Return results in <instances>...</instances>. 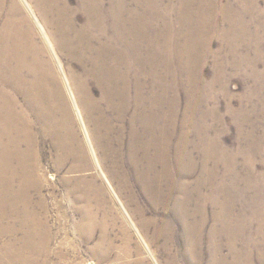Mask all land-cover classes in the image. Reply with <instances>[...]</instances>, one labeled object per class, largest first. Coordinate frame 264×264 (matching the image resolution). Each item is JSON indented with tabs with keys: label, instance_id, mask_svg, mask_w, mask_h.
<instances>
[{
	"label": "rangeland",
	"instance_id": "rangeland-1",
	"mask_svg": "<svg viewBox=\"0 0 264 264\" xmlns=\"http://www.w3.org/2000/svg\"><path fill=\"white\" fill-rule=\"evenodd\" d=\"M49 1L0 0V28L10 16L26 19L22 30L53 76L52 98L41 105L14 95L30 111L24 164L34 172L25 175L9 155L15 148L0 142V167L10 161L0 176V264H264V0ZM92 8L102 28L93 29L94 45L113 37L114 26L116 37L119 25L131 31L132 80L144 53L140 82L160 118L161 151L146 148L142 135L140 147L129 145L133 110L118 119L84 75L95 54L70 58L56 48L48 21L63 10L76 29L86 27ZM74 74L112 128L108 140L101 131L105 156Z\"/></svg>",
	"mask_w": 264,
	"mask_h": 264
},
{
	"label": "bare ground",
	"instance_id": "bare-ground-1",
	"mask_svg": "<svg viewBox=\"0 0 264 264\" xmlns=\"http://www.w3.org/2000/svg\"><path fill=\"white\" fill-rule=\"evenodd\" d=\"M50 2L52 0L48 3L51 4ZM51 6L48 9L38 8L40 15L48 17L54 11V8ZM92 12H94V16L90 19L87 26L78 29L75 28L71 21L65 18L63 10L59 11L56 20L48 21V24L55 27V36H57L54 37L56 48L61 52H65L70 58H80L85 50L91 54H95L91 58L94 65L89 71L84 70V75L94 77L96 83L102 89V99L108 103L109 108L117 110L118 119L121 120L122 114L128 109L131 108L133 110V115L128 122L129 140L131 141L129 145L134 150L140 147L139 139L140 135H142L147 138L146 148L157 146L161 151L162 126L159 125L160 118L157 114L153 116L149 113L150 111L147 109V98L144 97V86L140 82L145 71L144 53L139 58V69L135 78L132 80L130 74L132 72V64L134 70L135 58L132 50L131 31L128 27L123 28L119 25L116 28L118 29L116 37L114 26L112 28L113 37L108 38L106 43H100L98 46L94 45V40L99 39V34H94L93 29L95 27L99 28L98 31L101 33L102 28H100V20L93 8L90 10V13ZM22 23L27 24V20L24 18L14 19L10 16L3 22L0 28V82L7 84L11 88L9 93L0 91V100L3 102L1 108L2 116L0 117V138H2V135L11 134L9 137L6 135L5 137L3 136L5 142H0L3 145L5 143L6 147L10 146L15 148L14 150H10L9 155L12 153L16 154L14 157L16 158L17 156L20 168L23 166L26 168L24 169L26 170V175L27 172H34L32 165L29 168V163L27 165L24 164L27 158L30 157L33 143L30 126L25 123V120H27L26 115H29L30 112L26 110V107L32 108L35 104L41 105L49 97L52 98L53 94L49 90V81L53 76L50 68L44 66L40 62L41 60L38 59V51L28 37L30 36L28 35V30L24 28L22 30ZM108 26L111 28L110 24ZM117 43L121 46L120 48ZM74 45H77L79 48L76 49ZM28 56L30 59L27 58ZM96 62L100 63L101 66H98ZM72 77L73 88L80 101L87 122L91 125V132H93L95 143L103 151L105 156V151L109 150V146L108 144L103 145L101 131L105 130L107 135L104 139L108 140V135L112 128L110 126L107 127L105 124L106 121L104 122L102 110L91 99L85 80H82L75 74ZM53 81L55 82V80ZM55 90H57L59 95L58 102L63 107L65 117H68L69 111L63 93L59 86ZM17 94L23 96L27 106L16 103V97L14 95ZM154 109L156 111L158 110L157 101L154 104ZM52 122L54 121L52 120ZM139 128L142 129V134L139 133ZM8 165H10V161L3 159L2 167H0V176L5 173L3 171ZM13 172L16 173L17 169L11 171V173Z\"/></svg>",
	"mask_w": 264,
	"mask_h": 264
}]
</instances>
